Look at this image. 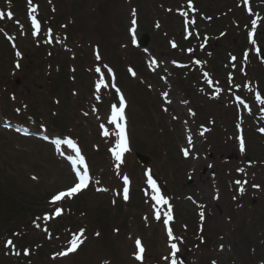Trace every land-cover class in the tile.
<instances>
[{
    "label": "rangeland",
    "instance_id": "374dc122",
    "mask_svg": "<svg viewBox=\"0 0 264 264\" xmlns=\"http://www.w3.org/2000/svg\"><path fill=\"white\" fill-rule=\"evenodd\" d=\"M181 1L0 0L13 13L0 31V264H264V110L252 100L260 91L264 98V58L256 53L264 49V0H251L255 28L240 0H196L197 20L184 26ZM97 67L108 84L99 93ZM113 83L126 103L129 151L119 167L110 151L117 129L109 118L119 106ZM251 101L258 112L240 123ZM41 124L48 135L75 136L92 167L88 187L55 204L52 197L77 182L68 160L75 152L42 140ZM149 174L172 205L167 225L169 205L152 200ZM82 229L77 250L58 255Z\"/></svg>",
    "mask_w": 264,
    "mask_h": 264
},
{
    "label": "snow or ice",
    "instance_id": "6c2138e0",
    "mask_svg": "<svg viewBox=\"0 0 264 264\" xmlns=\"http://www.w3.org/2000/svg\"><path fill=\"white\" fill-rule=\"evenodd\" d=\"M29 3L31 4V0H29ZM189 5H191V0H189ZM31 11L34 13L36 11V8L33 7L31 9ZM7 18L11 19L13 16V13L8 12L7 14ZM133 16H135V12L133 11ZM5 17V13L0 12V19H3ZM32 19V25L33 27L37 30H39V23L36 19V17L33 15L31 17ZM256 20L252 21V26L253 28H255L256 26ZM135 24H136V20L133 19L132 20V25L133 28L131 29V31L133 32V34L135 33ZM157 27H159V25H157ZM36 34V33H34ZM250 37L253 35V33L249 34ZM51 42V41H49ZM252 43H255V40H252ZM172 47H176L175 43L172 44ZM191 51V50H189ZM17 55H20L19 52H17ZM101 57L99 55V53H97L96 55V59L99 60ZM233 60H235V57L232 58ZM152 64H156L155 60H152L151 62ZM199 63V61H198ZM17 68L20 67L19 63H17L16 65ZM95 71L97 73L100 74L99 79L96 82L95 88H96V92L99 93L100 90L102 88H107L108 84L105 82V76L104 73L101 72V69L99 67H97L95 69ZM109 72H111V69H108ZM130 71H132L130 69ZM132 75L135 76V72H132ZM208 74L205 73V76H207ZM208 83H211V81L209 80ZM112 87H116V85L113 83ZM117 92L119 93V89L117 88ZM167 95V94H165ZM97 99H99V97H97ZM238 100H240V97H237ZM256 99L259 100L262 104H264V100H261V97L259 94H257ZM241 104H243V101H240ZM125 107H126V103H125V99L123 94L119 95V106L117 105H112V109H111V116L109 118V124L115 125V128L117 129L115 135H116V143L115 146L113 148L110 149V151L112 152V155L114 156L115 160L117 162H119L117 164V167H119L120 163H123V156L126 152L129 151V146H128V137H127V133H126V126H125ZM103 128V125L101 126ZM261 132H264V128L260 129ZM105 136H109L110 133L108 130H105L103 133ZM189 144L192 143L191 138L189 137L188 139ZM57 144H60L61 141H56ZM63 143L67 144L69 147H71L74 152L75 155L74 156H69L68 160L71 162V166L75 171V175L77 178V182L70 188L59 192L58 194L54 195L52 197L51 203L55 204L56 202H59L61 200H63L64 198H72L74 196H76L78 193H80L83 189H86L89 185L90 182V176H89V169H88V165L85 161V157L84 155L81 154V150L79 147H77L76 143L73 142L71 139H68L66 141H63ZM239 144H240V150L241 152H243L245 150V140L244 137L241 135L239 137ZM184 155L187 157L189 155V151L187 148H185L183 150ZM78 166H82L78 167ZM240 171H243V169H240ZM124 180V188H123V199L125 201H127L129 199V178L127 176L123 177ZM147 183L151 188V191L153 193L152 195V200L155 201L156 205H169V201L166 197H164L161 192L159 187L157 186L156 181L152 178V176L149 174L147 176ZM237 184H241V181H236ZM254 187H258V185H253ZM98 191H106V189H98ZM240 191L243 192L244 188L241 187ZM61 209L60 208H56L55 212H54V216L55 217H59L61 215ZM172 209L171 206L169 205L168 209L166 212H164V216L166 217V219L164 220L165 225H167L169 223L170 220L173 219L172 215ZM155 217L157 220H159L161 218V212L159 210V208L156 209L155 211ZM200 217L203 220L204 218V213L203 211L200 212ZM49 215L45 214V216L43 217V219L45 221H47L49 219ZM37 227H39V225H36ZM45 231H47V229H45ZM97 235H99L97 233ZM168 235L171 238L172 237V230L171 228L168 229ZM84 236V230L82 229L80 231L79 234H74L72 239L69 242V247L66 251L60 252L58 253V255L60 256H66L68 255V253L70 252H75L77 250V248L80 246V244L83 242V240L81 239V237ZM13 242L11 240H8L6 242V247L7 246H12ZM136 246L138 249V254L136 255V259L137 260H141L142 254L144 252V248L141 245V241L139 239L136 240ZM172 249L173 251V255H175V250L177 249V245L176 244H172ZM25 255H28V252L25 251L24 253ZM16 255H20L19 252L16 253ZM173 264H176L175 261H173Z\"/></svg>",
    "mask_w": 264,
    "mask_h": 264
},
{
    "label": "water",
    "instance_id": "95a60500",
    "mask_svg": "<svg viewBox=\"0 0 264 264\" xmlns=\"http://www.w3.org/2000/svg\"><path fill=\"white\" fill-rule=\"evenodd\" d=\"M148 39H149V38H148L147 35L143 36V38L141 39V41L139 42V44H140L141 46H145L146 43H147V40H148ZM261 54H262V57L264 58V50L262 51ZM138 158H139V160H140L141 162H143V163H147V162H149V158L146 157V156H143V155H141V154H138Z\"/></svg>",
    "mask_w": 264,
    "mask_h": 264
},
{
    "label": "trees",
    "instance_id": "16d2710c",
    "mask_svg": "<svg viewBox=\"0 0 264 264\" xmlns=\"http://www.w3.org/2000/svg\"><path fill=\"white\" fill-rule=\"evenodd\" d=\"M69 35H71V31H69V34H68V36H69ZM70 37H73V36L71 35Z\"/></svg>",
    "mask_w": 264,
    "mask_h": 264
}]
</instances>
